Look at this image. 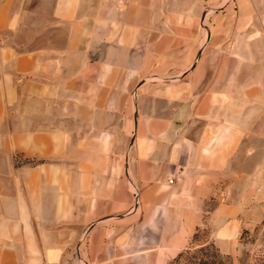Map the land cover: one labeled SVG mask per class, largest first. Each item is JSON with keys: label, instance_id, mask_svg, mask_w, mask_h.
<instances>
[{"label": "crops", "instance_id": "crops-1", "mask_svg": "<svg viewBox=\"0 0 264 264\" xmlns=\"http://www.w3.org/2000/svg\"><path fill=\"white\" fill-rule=\"evenodd\" d=\"M209 2L232 15L200 42ZM259 104L264 0H0V264H166L205 218L231 240Z\"/></svg>", "mask_w": 264, "mask_h": 264}, {"label": "rangeland", "instance_id": "rangeland-1", "mask_svg": "<svg viewBox=\"0 0 264 264\" xmlns=\"http://www.w3.org/2000/svg\"><path fill=\"white\" fill-rule=\"evenodd\" d=\"M223 1V0H221ZM230 1V0H229ZM232 15L224 12L221 3L213 5L207 3L201 10V40L207 33V22L215 16ZM199 48L197 50L200 51ZM195 57L193 60H195ZM251 59V58H249ZM254 59V58H253ZM257 59V58H256ZM183 60V59H182ZM181 60V61H182ZM183 67L184 63H181ZM185 66V65H184ZM249 65L250 70H255ZM257 113L264 117V104L257 106ZM256 146L250 151V170L241 172L240 183L225 188L224 203H241L250 207L249 214L241 221V228L231 240L215 241V224L204 219L203 224L193 234L181 255L175 260H168V264H264V119L257 120ZM227 185H225L226 187ZM253 205V206H251ZM223 243L224 248H221ZM82 264V263H81Z\"/></svg>", "mask_w": 264, "mask_h": 264}, {"label": "trees", "instance_id": "trees-1", "mask_svg": "<svg viewBox=\"0 0 264 264\" xmlns=\"http://www.w3.org/2000/svg\"><path fill=\"white\" fill-rule=\"evenodd\" d=\"M182 252L183 251H180L179 253H177V255L172 260H175L176 258H178L181 255ZM166 264H168V263H166Z\"/></svg>", "mask_w": 264, "mask_h": 264}, {"label": "water", "instance_id": "water-1", "mask_svg": "<svg viewBox=\"0 0 264 264\" xmlns=\"http://www.w3.org/2000/svg\"><path fill=\"white\" fill-rule=\"evenodd\" d=\"M199 54H200V52H198V56H199ZM195 63V62H194ZM194 64H192V66H193Z\"/></svg>", "mask_w": 264, "mask_h": 264}, {"label": "built area", "instance_id": "built-area-1", "mask_svg": "<svg viewBox=\"0 0 264 264\" xmlns=\"http://www.w3.org/2000/svg\"><path fill=\"white\" fill-rule=\"evenodd\" d=\"M171 181H172V179L169 180V182H171Z\"/></svg>", "mask_w": 264, "mask_h": 264}]
</instances>
